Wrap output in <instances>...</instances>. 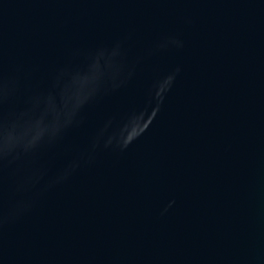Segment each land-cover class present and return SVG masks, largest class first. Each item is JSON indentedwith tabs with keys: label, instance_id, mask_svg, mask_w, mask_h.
Listing matches in <instances>:
<instances>
[{
	"label": "water",
	"instance_id": "95a60500",
	"mask_svg": "<svg viewBox=\"0 0 264 264\" xmlns=\"http://www.w3.org/2000/svg\"><path fill=\"white\" fill-rule=\"evenodd\" d=\"M0 264H264V0H0Z\"/></svg>",
	"mask_w": 264,
	"mask_h": 264
}]
</instances>
